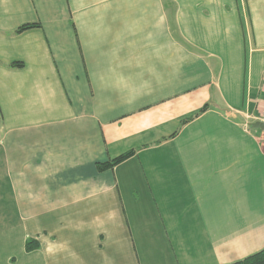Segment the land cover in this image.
Returning a JSON list of instances; mask_svg holds the SVG:
<instances>
[{
  "label": "crops",
  "instance_id": "1",
  "mask_svg": "<svg viewBox=\"0 0 264 264\" xmlns=\"http://www.w3.org/2000/svg\"><path fill=\"white\" fill-rule=\"evenodd\" d=\"M263 98L264 0H0V264L263 249Z\"/></svg>",
  "mask_w": 264,
  "mask_h": 264
},
{
  "label": "trees",
  "instance_id": "2",
  "mask_svg": "<svg viewBox=\"0 0 264 264\" xmlns=\"http://www.w3.org/2000/svg\"><path fill=\"white\" fill-rule=\"evenodd\" d=\"M38 25L37 23H27L24 24L22 26H20L17 31H22L26 28L32 27V26H36ZM14 66H21L22 62H13ZM207 105H205L201 111L206 110ZM0 116H1V109H0ZM189 119L184 120L183 122H187ZM135 154V150L134 149H130L127 150L113 158H110L106 161H101L97 163V167L99 170H106V169H113L116 165L122 163L123 161L127 160L128 158H130L131 156H133ZM38 242L36 240L33 239H28L27 243H26V248L27 250H32L37 248ZM228 264H264V248L235 262L232 263H228Z\"/></svg>",
  "mask_w": 264,
  "mask_h": 264
},
{
  "label": "built area",
  "instance_id": "3",
  "mask_svg": "<svg viewBox=\"0 0 264 264\" xmlns=\"http://www.w3.org/2000/svg\"><path fill=\"white\" fill-rule=\"evenodd\" d=\"M258 121L261 122L264 125V98L262 100L261 106H260V112L258 115ZM258 139L261 142V144L264 146V127L259 128V133H258Z\"/></svg>",
  "mask_w": 264,
  "mask_h": 264
},
{
  "label": "water",
  "instance_id": "4",
  "mask_svg": "<svg viewBox=\"0 0 264 264\" xmlns=\"http://www.w3.org/2000/svg\"><path fill=\"white\" fill-rule=\"evenodd\" d=\"M254 126H256V127H261V128L264 127V125H263L261 122H259V121H256V122L254 123Z\"/></svg>",
  "mask_w": 264,
  "mask_h": 264
},
{
  "label": "rangeland",
  "instance_id": "5",
  "mask_svg": "<svg viewBox=\"0 0 264 264\" xmlns=\"http://www.w3.org/2000/svg\"><path fill=\"white\" fill-rule=\"evenodd\" d=\"M141 258H143V256H141Z\"/></svg>",
  "mask_w": 264,
  "mask_h": 264
}]
</instances>
